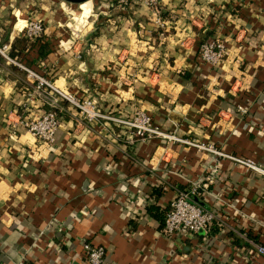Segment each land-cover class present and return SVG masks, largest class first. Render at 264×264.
<instances>
[{
  "label": "crops",
  "instance_id": "1",
  "mask_svg": "<svg viewBox=\"0 0 264 264\" xmlns=\"http://www.w3.org/2000/svg\"><path fill=\"white\" fill-rule=\"evenodd\" d=\"M51 2L0 0V264H88L83 240L103 246L102 264H264L247 241L264 243V174L234 159L264 168V0H161L157 12L94 0L93 13L88 0L69 11L84 28ZM14 19L43 30L29 37ZM210 38L224 46L213 65L198 55ZM21 65L105 115L142 109L160 133L60 99L46 147L19 121L48 108ZM195 181L216 215L208 231L163 232Z\"/></svg>",
  "mask_w": 264,
  "mask_h": 264
},
{
  "label": "built area",
  "instance_id": "2",
  "mask_svg": "<svg viewBox=\"0 0 264 264\" xmlns=\"http://www.w3.org/2000/svg\"><path fill=\"white\" fill-rule=\"evenodd\" d=\"M117 4L124 5L127 1H134L144 4L151 8L154 12L159 9L161 0H115ZM157 24L161 25V20L155 18ZM16 21H14L13 26ZM18 27V26H16ZM24 29V33L29 37H35L41 34L43 27L40 21L29 19L24 25L18 29ZM224 46L220 39L210 38L202 40L198 45V55L201 60L208 64H216L222 57ZM0 53L5 57V44L0 43ZM22 66V65H21ZM27 73L34 79L33 89L36 93L45 97L48 108L45 109L37 117L28 119H20V123L44 146L48 147L53 143L54 131L59 123L58 112L63 109L62 105L58 103L60 99L72 104L78 113L87 119L96 117H107L112 120L126 125L133 134L137 136H148L160 133L151 122L150 116L142 109H135L129 118H120L100 113L91 98H81L75 94L60 89L49 81L44 76L38 75L34 71L22 66ZM243 110L241 106H238ZM189 142V141H188ZM193 143V142H191ZM196 144V143H193ZM197 145V144H196ZM211 150H214L210 148ZM216 152V150H214ZM235 160L245 164L247 167L255 169L264 174V168L257 166L250 159H242L234 157ZM199 181H195L190 187L180 188L176 190L175 195L169 201L163 217L161 230L163 232L178 231L181 233L189 232H207L215 213L202 205L194 196L198 187ZM247 241L254 253L264 256V243L247 238ZM84 257L88 264H102L104 248L99 243H91L89 240H83L81 243Z\"/></svg>",
  "mask_w": 264,
  "mask_h": 264
},
{
  "label": "rangeland",
  "instance_id": "3",
  "mask_svg": "<svg viewBox=\"0 0 264 264\" xmlns=\"http://www.w3.org/2000/svg\"><path fill=\"white\" fill-rule=\"evenodd\" d=\"M93 1L94 0H92V6H91V10H90V12H95V9H96V6H95V4L93 3ZM63 4V5H65V7L64 6H62V4H61V14L64 16V18H65V20H67L66 21V23H70V21H71V26H73V27H75L73 24H74V22H75V20L73 19V17H72V14L71 13H69V11L71 12V9L73 10V11H75L76 13H77V15L79 14V12L80 11H82L83 10V3H79V4H77V3H73V2H68V1H64V0H52V2L50 3L51 5H57L58 6V4ZM62 16V17H63ZM77 18V17H76ZM90 18H91V16H89L87 19L88 20H90ZM98 18H96L95 20H97ZM15 20V19H14ZM16 21V20H15ZM77 26V28H84V27H89V23H81V22H79V23H77L76 24ZM75 27V28H76ZM73 30H77V29H73ZM234 85H238L237 84V82H234ZM157 128V127H156ZM159 130V129H158ZM188 142V141H187ZM191 142H193V143H196L197 144V146L196 147H208V148H212L213 149V147H210L209 146V144H202L201 142H199V141H194V140H189V142L188 143H191ZM192 144V143H191ZM195 144V145H196ZM239 158H241V157H239ZM242 159H246V158H242Z\"/></svg>",
  "mask_w": 264,
  "mask_h": 264
},
{
  "label": "water",
  "instance_id": "4",
  "mask_svg": "<svg viewBox=\"0 0 264 264\" xmlns=\"http://www.w3.org/2000/svg\"><path fill=\"white\" fill-rule=\"evenodd\" d=\"M64 1L73 2V3H79V2H81L83 0H64Z\"/></svg>",
  "mask_w": 264,
  "mask_h": 264
},
{
  "label": "bare ground",
  "instance_id": "5",
  "mask_svg": "<svg viewBox=\"0 0 264 264\" xmlns=\"http://www.w3.org/2000/svg\"><path fill=\"white\" fill-rule=\"evenodd\" d=\"M86 1H88V0H83V1H81V2H79V3H85ZM79 3H77V4H79Z\"/></svg>",
  "mask_w": 264,
  "mask_h": 264
}]
</instances>
